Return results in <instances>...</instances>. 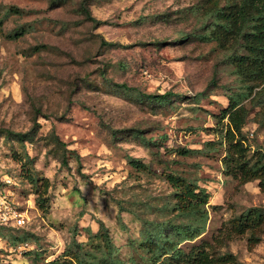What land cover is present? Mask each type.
Masks as SVG:
<instances>
[{"label": "rangeland", "instance_id": "rangeland-1", "mask_svg": "<svg viewBox=\"0 0 264 264\" xmlns=\"http://www.w3.org/2000/svg\"><path fill=\"white\" fill-rule=\"evenodd\" d=\"M209 1L0 0V189L26 218L0 226V264H49L76 244L81 257H98V222L122 264H149L138 247L146 232L187 221L172 210L168 174L210 195L204 233L180 244L184 252L205 244L213 257H232L223 264H264V172L247 183L224 174L216 118L238 98L249 111V162L264 165V85L202 38ZM255 208L262 224L250 246V232L231 221Z\"/></svg>", "mask_w": 264, "mask_h": 264}, {"label": "trees", "instance_id": "trees-1", "mask_svg": "<svg viewBox=\"0 0 264 264\" xmlns=\"http://www.w3.org/2000/svg\"><path fill=\"white\" fill-rule=\"evenodd\" d=\"M219 1L210 0L212 3L202 13L204 19L213 17L209 30L202 38L231 50L233 54H230V60L235 64L237 73L257 85H264V0H229L231 2L224 6H220ZM81 10L88 20L102 24L91 17L84 7ZM13 12L19 13V10L14 9ZM239 47L243 49V55L234 53ZM149 98L159 103L165 101L167 95ZM227 101V106L216 116L218 143L225 146V154L221 159L223 172L240 183L261 180L264 165L259 157L254 163L249 162V146L242 133L249 111L240 104L238 98L231 96ZM16 136L20 143L32 140L31 134L18 133ZM51 139L56 145H61L53 132ZM61 163L64 166L68 165L65 157ZM129 165L136 170L147 169L146 165L135 160H130ZM166 181L173 190L175 204L172 210L185 217L187 221L181 225H172L170 222L156 223L154 230L146 232L138 247L146 253L149 264H223L228 260L232 261L229 254L213 257L205 244L192 247L188 252L179 247L183 242L193 241L204 233L208 217L206 207L210 195L195 182L174 174L166 175ZM39 200L37 199L36 203L45 212V206L43 207ZM261 220L260 211L256 208L251 209L239 218L233 219L231 228L239 233L248 230L250 232L248 244L253 246L258 241L253 230L262 224ZM170 231H174L175 237L170 236ZM92 238L101 242L100 245L93 246L95 251L100 252L98 257L93 253H85L81 257L79 254L82 245L76 244L75 252L65 250L49 264H122L114 255L116 249L112 245L108 229L102 222H98V232Z\"/></svg>", "mask_w": 264, "mask_h": 264}, {"label": "built area", "instance_id": "built-area-1", "mask_svg": "<svg viewBox=\"0 0 264 264\" xmlns=\"http://www.w3.org/2000/svg\"><path fill=\"white\" fill-rule=\"evenodd\" d=\"M16 206L13 193L0 189V226L20 228L25 225V215ZM28 247V244H22L19 249L24 250Z\"/></svg>", "mask_w": 264, "mask_h": 264}]
</instances>
